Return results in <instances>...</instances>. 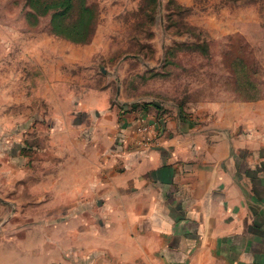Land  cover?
<instances>
[{
    "label": "rangeland",
    "instance_id": "rangeland-1",
    "mask_svg": "<svg viewBox=\"0 0 264 264\" xmlns=\"http://www.w3.org/2000/svg\"><path fill=\"white\" fill-rule=\"evenodd\" d=\"M260 99L264 0H0V143L8 152L2 167L20 169L13 193L20 228L37 227L36 219L50 213L52 234L61 231L60 219L68 232L77 226L72 216L83 227L111 231L105 192L84 193L82 206L67 208L51 192L44 209L36 205L39 190L27 205L26 171L57 175L80 166L79 134L88 163L97 123L101 139L116 122L153 148L162 135L218 132L229 105ZM3 187L0 194H12ZM28 215L35 218L20 223Z\"/></svg>",
    "mask_w": 264,
    "mask_h": 264
},
{
    "label": "crops",
    "instance_id": "crops-1",
    "mask_svg": "<svg viewBox=\"0 0 264 264\" xmlns=\"http://www.w3.org/2000/svg\"><path fill=\"white\" fill-rule=\"evenodd\" d=\"M94 128L88 169L82 154L88 143L79 134L80 166L57 175L26 171L27 205L34 206L39 190L36 205L44 209L51 207V192L63 208L82 206L84 193L105 192L111 231L83 227V219L72 216L77 226L68 232L60 219L61 231L52 234L49 210L37 227H18L21 202L13 193L20 169H3L8 152L0 143V191L6 186L12 193L0 194V264H264V99L229 105L218 132L162 135L153 148L116 122L102 139L99 123Z\"/></svg>",
    "mask_w": 264,
    "mask_h": 264
},
{
    "label": "built area",
    "instance_id": "built-area-1",
    "mask_svg": "<svg viewBox=\"0 0 264 264\" xmlns=\"http://www.w3.org/2000/svg\"><path fill=\"white\" fill-rule=\"evenodd\" d=\"M143 128H144V131H148V132H150V129L152 128L150 125H146L145 124V126H143Z\"/></svg>",
    "mask_w": 264,
    "mask_h": 264
}]
</instances>
